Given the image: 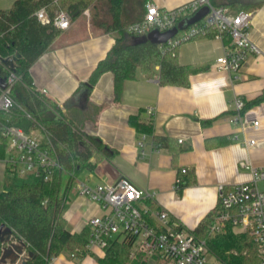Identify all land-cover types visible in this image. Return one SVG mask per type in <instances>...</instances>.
<instances>
[{"label":"crops","instance_id":"0c3cea01","mask_svg":"<svg viewBox=\"0 0 264 264\" xmlns=\"http://www.w3.org/2000/svg\"><path fill=\"white\" fill-rule=\"evenodd\" d=\"M14 1L0 0V8L9 9ZM189 1L149 0L161 9L176 8ZM214 1L233 11L241 8L251 12L248 31L264 50V1ZM116 36V32L93 27L86 9L30 67L37 89L64 112L73 109L79 127L114 150L110 159L93 154L89 159L91 168L82 170L70 188L63 189L67 228L82 233L85 218L103 212L96 202L79 193L81 182L94 187L127 176L153 195L142 204L167 209L173 220L193 231L217 206L220 184L231 186L252 178L251 168L240 166V161L264 167V101L252 103L264 94V56L250 53L239 70L228 71L216 65L225 42L199 37L182 43L177 51L178 61L195 69L188 86L162 85L157 74L149 77L139 68L136 77L125 81L117 94L112 71L100 75L91 87L88 85ZM239 97L249 103L246 113L262 122L258 132H247L258 139L255 147L244 144V133L234 121ZM134 115L152 122L153 132H139L129 121ZM44 142H48L47 137ZM0 165L8 171L1 160ZM180 168L193 170L196 182L179 189ZM2 170L0 193L7 185ZM99 258L103 257L90 252L80 259L64 250L51 264H101ZM127 264L136 263L129 259Z\"/></svg>","mask_w":264,"mask_h":264},{"label":"trees","instance_id":"16d2710c","mask_svg":"<svg viewBox=\"0 0 264 264\" xmlns=\"http://www.w3.org/2000/svg\"><path fill=\"white\" fill-rule=\"evenodd\" d=\"M148 1L15 0L11 8H0V75L7 77L11 71L17 75L11 89L14 104L8 111H0L1 154L7 144L3 130L7 125H15L27 132H42L53 146L59 164L49 181L14 175L0 193V257L7 246V242L2 240V236H7L2 233L6 227L12 229V242H19L25 252L21 264H51L52 259L64 250L80 259L89 253L86 248L89 229L73 233L67 228L63 189L68 190L82 170L91 168L89 159L94 153H100L108 159L114 153L113 148L79 127L73 109L64 112L34 85L30 67L62 32L52 22L42 23L37 11L46 7L53 19L56 12L63 9L73 19L89 9L93 27L117 33L115 43L90 77V87L104 72L112 71L116 93L119 94L123 83L134 79L139 68L149 77L157 74L162 85L186 87L195 69L181 64L177 58L178 52L176 55L163 53L159 44L150 41L136 43L135 36L128 32V25L142 18ZM181 33L182 30L177 36ZM15 55L19 57L12 69L3 60ZM262 101L264 94L252 103ZM248 106L249 103H245L243 112ZM129 121L139 132H153L152 122L143 121L139 116H131ZM182 169H179V189L196 182L193 170L186 168L183 172ZM218 204L193 232L205 239L210 251L225 264H257V245L248 232H235L231 225H227L220 233L211 231ZM131 244L127 239H110L105 257L99 258L100 263L127 264Z\"/></svg>","mask_w":264,"mask_h":264},{"label":"built area","instance_id":"2783aa9c","mask_svg":"<svg viewBox=\"0 0 264 264\" xmlns=\"http://www.w3.org/2000/svg\"><path fill=\"white\" fill-rule=\"evenodd\" d=\"M204 7L209 8L204 17L188 25L179 36L178 32L167 42L159 44L163 53L176 55L182 43L207 36L225 42L224 52L216 60V65L225 70H239L250 53L264 56V50L252 40L248 31L252 13L233 11L228 6L216 5L213 0H191L172 9H161L148 1L142 18L130 23L128 32L142 36L153 29L166 31L193 17ZM37 15L42 23L52 22L61 30L68 29L72 23L70 14L63 9L58 10L53 19L46 7L40 8ZM16 79L17 75L11 71L7 76V88L1 89L0 111H8L13 106L11 89ZM244 107L245 101L237 98L234 121L244 133L242 141L251 148L259 141L255 136H248L247 132H258L262 122L243 112ZM148 110L153 111L152 108ZM3 135L7 144L4 153L0 151V160L8 171L20 178L32 176L44 181L52 178L59 164L49 142H44L34 131L27 132L15 125L5 126ZM239 164L251 168L252 178L231 186H218L219 204L211 231L220 233L231 225L235 232H248L257 245V264H264V167H254L247 161ZM182 171L185 172L186 168ZM179 182L180 178L177 184ZM79 193L96 202L103 211L84 220V227L89 229L86 244L89 253L105 257L110 239L118 238L131 241L129 259L136 264H225L210 251L205 239L196 236L194 230L183 228L171 218L167 209H152L142 204L153 195L127 176L94 187L81 182Z\"/></svg>","mask_w":264,"mask_h":264},{"label":"water","instance_id":"95a60500","mask_svg":"<svg viewBox=\"0 0 264 264\" xmlns=\"http://www.w3.org/2000/svg\"><path fill=\"white\" fill-rule=\"evenodd\" d=\"M209 12L208 7L202 8L199 12H197L193 17L185 19L181 21L177 26L166 30L160 31L159 29H153L146 35L135 36L134 40L136 43H144L150 41L154 44H162L167 42L170 38L174 37L180 30L185 29L188 25L194 23L195 21L200 20ZM19 55H15L11 58H5L3 62L10 66L12 69L15 68V62L18 59ZM8 86V81L6 76L0 75V88L2 90L6 89ZM262 186V184H261ZM2 228H0V231ZM3 235H7L6 237L2 236V240L7 242V246L3 249L2 255L0 257V264H8L9 260L12 262H16L18 259L22 258L23 261V248L21 244H17L12 242V229L10 227H6L3 230ZM24 264V262H23Z\"/></svg>","mask_w":264,"mask_h":264},{"label":"rangeland","instance_id":"374dc122","mask_svg":"<svg viewBox=\"0 0 264 264\" xmlns=\"http://www.w3.org/2000/svg\"><path fill=\"white\" fill-rule=\"evenodd\" d=\"M34 131V133L37 135V136H39L43 141H46V136L42 133V132H40L39 130H33ZM95 154V153H94ZM102 155V154H101ZM103 156V155H102ZM1 167H2V165H0ZM2 169H3V167H2ZM1 168H0V170H2ZM2 172H3V182L5 181L7 184L12 180V178H13V174L10 172V171H3L2 170ZM2 190V189H1ZM0 190V191H1ZM15 243H17V244H19V242H15ZM23 256H25V253H23ZM22 263V258L21 259H18L16 262H12L11 260H9V263L8 264H21Z\"/></svg>","mask_w":264,"mask_h":264}]
</instances>
